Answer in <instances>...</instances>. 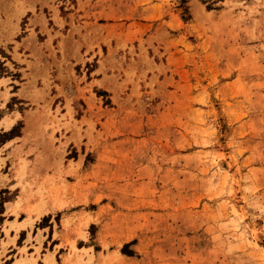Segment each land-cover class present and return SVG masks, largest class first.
Listing matches in <instances>:
<instances>
[{"label": "rangeland", "instance_id": "1", "mask_svg": "<svg viewBox=\"0 0 264 264\" xmlns=\"http://www.w3.org/2000/svg\"><path fill=\"white\" fill-rule=\"evenodd\" d=\"M42 231L62 264H264V0H0V264Z\"/></svg>", "mask_w": 264, "mask_h": 264}, {"label": "crops", "instance_id": "2", "mask_svg": "<svg viewBox=\"0 0 264 264\" xmlns=\"http://www.w3.org/2000/svg\"><path fill=\"white\" fill-rule=\"evenodd\" d=\"M43 214H42V216H43ZM17 221L19 222V220H17ZM35 222L36 221L34 220L32 226H34ZM49 228L50 227H48V229ZM20 229H22V228H20ZM23 229H25L26 235H27L29 226L25 227ZM19 230H18V232H20ZM18 232L15 234L13 244L16 243V239H17L18 234H19ZM32 233H31V238H32ZM44 235H45V232L42 231L41 232L42 239L40 240V242L35 241L32 244L33 245L32 249H30V246H28L26 244L27 252L25 254L18 251V250H16V251L13 250V253H11V254L7 253L11 249V245H8V248H7L8 251L6 252L7 256H5L6 259H5L3 264H62L63 259L61 256H64V254H65V253H62V254L60 253V248H62L61 247L62 245L57 243V242L55 243V242L47 241V239L45 238ZM55 238H58V234L54 237L52 236V240ZM45 241H47V243H48L47 248L45 246ZM34 247L35 248L38 247V249H39L38 253H36ZM30 254H32L31 257L29 256ZM57 256L60 257L59 260L57 259ZM94 257H96V255Z\"/></svg>", "mask_w": 264, "mask_h": 264}, {"label": "bare ground", "instance_id": "3", "mask_svg": "<svg viewBox=\"0 0 264 264\" xmlns=\"http://www.w3.org/2000/svg\"><path fill=\"white\" fill-rule=\"evenodd\" d=\"M14 210V209H13Z\"/></svg>", "mask_w": 264, "mask_h": 264}]
</instances>
